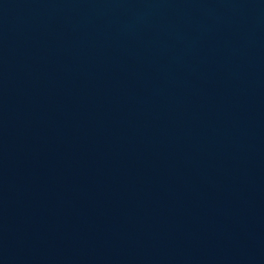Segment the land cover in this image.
<instances>
[{"label":"water","instance_id":"95a60500","mask_svg":"<svg viewBox=\"0 0 264 264\" xmlns=\"http://www.w3.org/2000/svg\"><path fill=\"white\" fill-rule=\"evenodd\" d=\"M0 143L168 264H264V0H0Z\"/></svg>","mask_w":264,"mask_h":264}]
</instances>
